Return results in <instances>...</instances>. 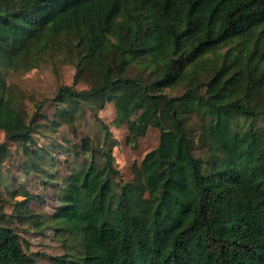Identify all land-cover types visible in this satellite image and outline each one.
Listing matches in <instances>:
<instances>
[{"label":"trees","instance_id":"trees-1","mask_svg":"<svg viewBox=\"0 0 264 264\" xmlns=\"http://www.w3.org/2000/svg\"><path fill=\"white\" fill-rule=\"evenodd\" d=\"M54 36L74 59V82L87 77L90 85H61L50 101L91 111L112 102L130 142L152 126L159 144L133 180L117 184L106 125L101 147L89 138L69 142L82 160L61 181L56 174L44 180L59 203L53 213L24 214L29 198L15 200L16 191L3 201L13 210L0 212V264H35L13 227L32 218L64 247L54 264H264V134L233 127L239 117H264V0H0V127L20 143L21 168L44 176L49 152L34 134L73 125L75 108L51 119L42 99L29 115L2 75L39 65ZM235 37L241 50L199 82V59ZM134 67L146 74L132 76ZM181 83L180 96L162 92ZM197 113L206 159L193 152L189 121ZM9 155L0 144V170Z\"/></svg>","mask_w":264,"mask_h":264},{"label":"rangeland","instance_id":"rangeland-1","mask_svg":"<svg viewBox=\"0 0 264 264\" xmlns=\"http://www.w3.org/2000/svg\"><path fill=\"white\" fill-rule=\"evenodd\" d=\"M53 42V50L49 51L45 60L36 67L26 71L8 70L2 72L4 89L14 102L24 103L29 115L34 111L35 102L48 99L49 101L43 108V113L49 118L58 119L57 109L66 111L72 106L75 108L77 120L73 125L67 121H62L55 131L51 130L50 127H45L42 132L34 134L36 146L48 149L49 161L46 166L48 176L35 172L28 173L21 168L25 158L20 143L8 139L7 131L0 127V144H5L10 150V155L3 162L0 170V179L3 183L0 185V212L5 215H10L13 210V204L3 203L4 200L10 199L9 193L12 191L18 193L14 197L15 200H23L24 195L29 198V202L20 209L24 214L45 213L49 215L53 213L59 203L55 197L53 184L44 183V180L51 179L50 175L56 174L61 181L69 174L70 163L81 162L82 156H75L69 150V142L79 144L83 139L89 138L93 139L98 147H101L105 140L103 125H106L109 131L106 150L111 156L113 168L117 171V174L111 175L114 183L120 184L133 180L140 169L144 156L159 144L160 132L152 126L135 143L130 142L128 123L118 124L115 122L116 113L112 102L99 103L92 111L81 102L74 104L51 102L50 99L55 97L58 87L61 85H68L76 90L87 89L90 85L87 77L74 82L77 70L74 62H72L74 59L69 57L64 44H62L63 37L54 36ZM241 43V38L235 37L221 44L215 50L204 54L199 59L201 63L197 65L198 81L205 82L208 80L211 69L221 64L230 54L238 53L242 48ZM142 73L146 74L138 67H134L131 71L132 76H138ZM204 91L205 86H202L200 92ZM162 92L169 96H180L185 92V86L181 83L166 87ZM135 117L136 115L132 118ZM201 123L198 113L193 114L189 121V124L194 128L193 152L196 156L206 159L209 156L208 149L199 142ZM233 127L239 131L252 127L264 134V117L256 120L239 117ZM73 129H75V133H73ZM55 182L57 181L55 180ZM34 221V218L23 224L14 221L13 227L20 234L21 239L28 242L27 251L36 253L33 256L35 264H54L53 257L62 255L64 247L61 241L55 237L53 230L48 228L36 229Z\"/></svg>","mask_w":264,"mask_h":264}]
</instances>
